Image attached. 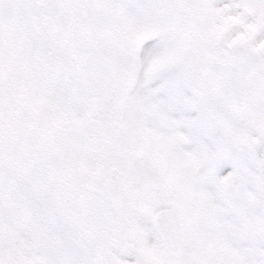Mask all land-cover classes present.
<instances>
[{"label":"snow or ice","instance_id":"6c2138e0","mask_svg":"<svg viewBox=\"0 0 264 264\" xmlns=\"http://www.w3.org/2000/svg\"><path fill=\"white\" fill-rule=\"evenodd\" d=\"M0 264H264V0H0Z\"/></svg>","mask_w":264,"mask_h":264}]
</instances>
